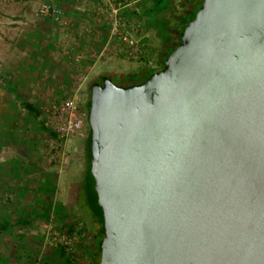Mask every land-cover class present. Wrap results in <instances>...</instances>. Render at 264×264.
I'll return each instance as SVG.
<instances>
[{
  "label": "water",
  "instance_id": "obj_1",
  "mask_svg": "<svg viewBox=\"0 0 264 264\" xmlns=\"http://www.w3.org/2000/svg\"><path fill=\"white\" fill-rule=\"evenodd\" d=\"M87 106L94 264H264V0H201L159 68Z\"/></svg>",
  "mask_w": 264,
  "mask_h": 264
},
{
  "label": "rangeland",
  "instance_id": "obj_2",
  "mask_svg": "<svg viewBox=\"0 0 264 264\" xmlns=\"http://www.w3.org/2000/svg\"><path fill=\"white\" fill-rule=\"evenodd\" d=\"M72 1L84 7L83 21L70 16L61 0H0V92H7L0 95V159L25 153L31 138L42 141L41 169L33 174L41 177L22 181L31 187L28 195L12 196L10 186L1 181L0 202L23 206L19 220L16 210L7 209L11 220L0 235L6 240L0 241V254L10 260L3 264H84V249L95 237L94 229L84 225L83 216L91 217L80 191L88 85L102 74L127 84L142 71L159 68L163 53L178 40L185 15L195 11L199 0ZM42 2L58 7L60 16L39 13ZM114 21L116 31L134 40L133 55H126L117 32L110 34ZM78 26L79 36L73 39ZM67 96L83 115L81 127L63 137L57 127L64 113L52 111L51 104ZM24 102L33 104L45 124L34 137L26 132L29 113ZM97 259L95 255L86 264Z\"/></svg>",
  "mask_w": 264,
  "mask_h": 264
},
{
  "label": "crops",
  "instance_id": "obj_3",
  "mask_svg": "<svg viewBox=\"0 0 264 264\" xmlns=\"http://www.w3.org/2000/svg\"><path fill=\"white\" fill-rule=\"evenodd\" d=\"M192 2H195L196 0H191ZM188 1V2H191ZM61 2L68 5V13L70 16L75 18L76 20L83 21L85 19L84 13H82V10H84V7H81L80 3H77V1L72 0H61ZM187 15V14H186ZM185 15V16H186ZM80 26H78L76 31L73 32L72 38L74 39L75 36H79L80 32ZM81 40H84L82 37ZM86 40H88V37H86ZM145 71H142V73ZM1 96H6L7 92L5 90L0 92ZM25 103H29L31 108H28L25 106ZM24 111L29 113L27 122L29 123L28 128L26 129V132H32V137L35 135H38L39 129L42 131V129H45L44 122L42 123V118L39 117L38 110L33 106L30 102H24ZM31 118V119H30ZM42 137V134L40 135ZM42 141L37 139H30L27 142H25V153L21 154H15L16 156L12 157H3L0 159V187L1 184L6 183L10 186V193L12 196H19V195H28L29 191L27 189H30L31 187L26 186L27 184L25 182L22 183V181H27L31 178H39L34 176L33 174H36V172H40V164H39V149L42 147ZM10 165V171H7V167ZM40 174V173H39ZM1 181H3L1 183ZM7 202L1 203L0 202V235H3L2 230L7 228V223L9 222V217L7 216V212L14 211L16 213V219L19 220L20 213H22L23 206L18 205H5ZM9 209V210H7ZM0 241L5 243V238H0ZM50 254V253H48ZM20 254H17L19 256ZM2 258V259H1ZM5 260H10V257L6 255L5 253L0 254V264L5 263Z\"/></svg>",
  "mask_w": 264,
  "mask_h": 264
},
{
  "label": "built area",
  "instance_id": "obj_4",
  "mask_svg": "<svg viewBox=\"0 0 264 264\" xmlns=\"http://www.w3.org/2000/svg\"><path fill=\"white\" fill-rule=\"evenodd\" d=\"M38 12L43 15H48L51 18H58L60 16V9L53 4H48L46 2L39 4ZM109 32L110 34L117 32L118 38L126 44V49H124L126 55H133L135 52L134 40L129 38L126 34L116 31L115 21L111 24ZM51 106L52 111L64 113L61 125L57 127L60 136L68 137L81 127L83 114L76 110L73 97L67 96L58 103L53 102Z\"/></svg>",
  "mask_w": 264,
  "mask_h": 264
},
{
  "label": "trees",
  "instance_id": "obj_5",
  "mask_svg": "<svg viewBox=\"0 0 264 264\" xmlns=\"http://www.w3.org/2000/svg\"><path fill=\"white\" fill-rule=\"evenodd\" d=\"M187 2L188 1H191V0H186ZM201 0H199L196 4V6H198V4L200 3ZM194 13V10L193 11H190L189 14H187L184 18V21L182 23V25L179 26V30H178V34L183 26V24L192 17ZM176 43V42H175ZM175 43L171 44L168 49L163 53L162 55V58L164 57V55L175 45ZM162 62V61H161ZM161 65V63H160ZM160 67V66H159ZM158 68V67H157ZM157 68H152V69H147L145 72H141L140 75L136 78V79H130L132 82H137V81H140L142 80L143 78H145L151 71L157 69ZM125 76V78H130V76L128 74L126 75H123ZM105 77H108L109 79H111V74H102L99 76V78L97 80H93L89 83L88 85V88H90L93 84H96V83H101L103 81V78ZM112 80V79H111ZM127 83H130V82H127ZM88 99V98H87ZM25 106L28 107V108H31V106L29 105V103H25ZM86 118L88 116V106H87V100H86ZM86 145H87V138L85 139V154H86ZM86 157V155H85ZM80 191H81V194H82V202L84 204V206H86L87 210H88V213L91 217V219H88L86 217L83 216V221H84V225H88V228H92L94 229V235L95 237L92 239V244L90 246H88L86 249H84V253L86 254V260L84 262V264L88 263L87 261H92V259L94 258L95 255H98V244H99V240L101 238V235H102V232L100 230V227H99V224L97 222V219L96 217L92 214V212L90 211L88 205H87V202H86V199H85V192H84V172H83V177H82V180L80 182ZM95 220L94 222H92V220ZM96 224V225H95ZM98 260V259H97ZM96 263V262H95Z\"/></svg>",
  "mask_w": 264,
  "mask_h": 264
}]
</instances>
